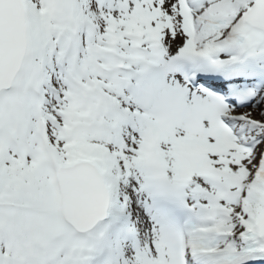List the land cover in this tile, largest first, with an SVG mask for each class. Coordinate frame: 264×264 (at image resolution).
<instances>
[{
	"label": "snow or ice",
	"instance_id": "1",
	"mask_svg": "<svg viewBox=\"0 0 264 264\" xmlns=\"http://www.w3.org/2000/svg\"><path fill=\"white\" fill-rule=\"evenodd\" d=\"M0 264H264V0H0Z\"/></svg>",
	"mask_w": 264,
	"mask_h": 264
}]
</instances>
